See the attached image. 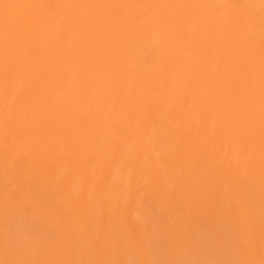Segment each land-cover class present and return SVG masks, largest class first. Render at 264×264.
<instances>
[{"label": "rangeland", "instance_id": "1", "mask_svg": "<svg viewBox=\"0 0 264 264\" xmlns=\"http://www.w3.org/2000/svg\"><path fill=\"white\" fill-rule=\"evenodd\" d=\"M0 264H264V0H0Z\"/></svg>", "mask_w": 264, "mask_h": 264}]
</instances>
